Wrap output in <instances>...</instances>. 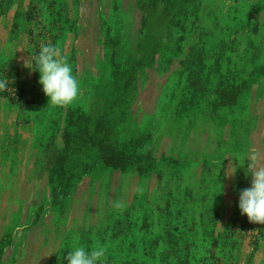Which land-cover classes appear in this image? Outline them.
<instances>
[{
  "label": "rangeland",
  "instance_id": "374dc122",
  "mask_svg": "<svg viewBox=\"0 0 264 264\" xmlns=\"http://www.w3.org/2000/svg\"><path fill=\"white\" fill-rule=\"evenodd\" d=\"M45 44L70 105L24 67ZM0 79V264H264L238 207L264 167V0H0Z\"/></svg>",
  "mask_w": 264,
  "mask_h": 264
},
{
  "label": "clouds",
  "instance_id": "9594fccd",
  "mask_svg": "<svg viewBox=\"0 0 264 264\" xmlns=\"http://www.w3.org/2000/svg\"><path fill=\"white\" fill-rule=\"evenodd\" d=\"M59 50L56 46L45 44L35 56L26 60L24 67L39 73L38 83L47 97L48 105L67 106L79 95V81L73 74L66 58H57ZM6 82L0 79V89ZM254 154L252 160L255 161ZM251 174V186L239 192L238 207L240 213L250 222L264 224V167H257L254 162L248 165ZM119 207V205H117ZM106 249L103 245L86 248L77 246L67 253V264H104Z\"/></svg>",
  "mask_w": 264,
  "mask_h": 264
}]
</instances>
